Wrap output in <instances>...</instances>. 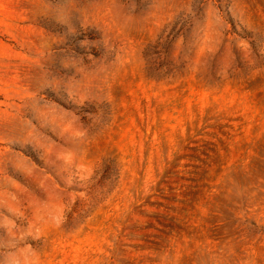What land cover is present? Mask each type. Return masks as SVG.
<instances>
[{
    "label": "rangeland",
    "instance_id": "1",
    "mask_svg": "<svg viewBox=\"0 0 264 264\" xmlns=\"http://www.w3.org/2000/svg\"><path fill=\"white\" fill-rule=\"evenodd\" d=\"M0 264H264V0H0Z\"/></svg>",
    "mask_w": 264,
    "mask_h": 264
}]
</instances>
